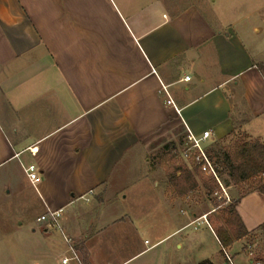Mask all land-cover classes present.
Wrapping results in <instances>:
<instances>
[{"label": "crops", "instance_id": "0c3cea01", "mask_svg": "<svg viewBox=\"0 0 264 264\" xmlns=\"http://www.w3.org/2000/svg\"><path fill=\"white\" fill-rule=\"evenodd\" d=\"M262 56L264 26L222 23L189 0H0V223L15 246L6 264H63L70 248L78 260L66 264H230L224 253L264 264L257 186L230 191L247 234L227 247L216 237L224 220H214L227 206L175 216L157 181L146 183L159 196L149 217L107 213L158 141L180 159L188 133L209 131L206 150L235 132L264 146ZM29 165L41 176L34 187ZM24 189L41 209L26 225L13 195ZM50 210H61L62 233L37 221ZM129 229L139 244L125 253Z\"/></svg>", "mask_w": 264, "mask_h": 264}, {"label": "rangeland", "instance_id": "374dc122", "mask_svg": "<svg viewBox=\"0 0 264 264\" xmlns=\"http://www.w3.org/2000/svg\"><path fill=\"white\" fill-rule=\"evenodd\" d=\"M192 2L197 3L203 11L209 16V18H213L214 15H217L218 18L222 21V23H233L238 22L240 25L242 24H252L255 27H262L264 26V22L259 18L261 14V8H264V0H189ZM258 10L259 13L257 12ZM245 16H247V21L245 20ZM264 59V56H262ZM264 68V66H262ZM243 137L241 136L240 132H235L231 137H229L226 141L221 143L220 147L222 149H229L233 147V145L242 140ZM244 140V139H243ZM185 145L182 146V149L185 148ZM178 148L175 151H171L169 146H166V143L163 141H158L157 143L152 144L149 147L145 157L146 161L142 160L141 165L143 166L141 170L137 169L138 171L133 174L132 177L127 179V186L124 188L119 194L117 195V200L120 202V206L112 207L111 211L107 213H115L116 211H122L124 214L128 216L135 217H142L148 216L153 214L154 211L159 210V207H154L159 202V196L167 195L171 204L173 203V214L175 216H179L180 214L184 216H190L191 211H202L204 210L203 207L205 203L210 201L213 207L221 205L224 201V194L220 190L218 184L217 187L211 193H206L205 190L202 188L201 183L202 180H207L210 178L199 171H194V165L191 164L190 161L183 162L182 159L178 156ZM181 150V148H180ZM134 167H138L134 165ZM146 169L153 170L152 174H147L142 178L140 174L143 173ZM177 168H185L192 173L193 179L197 183V187L191 191L185 192L180 194L177 188H175V184L181 183V178L179 176L180 171H177ZM223 183V180L228 181L226 176H222L220 178ZM157 181L162 189L159 190V196L153 189H149L146 187L147 184H152L153 182ZM261 183V179L258 177L248 180L246 182L247 186L237 184L234 186L231 184L229 190L225 189L230 202H226L221 206H229L233 204V199H231V190L236 192V194L244 193L249 189L257 186ZM167 185V186H166ZM14 205H17V201H22L20 211H16L17 208L14 207L15 211L18 213L23 212L21 214L23 216V225H26V221L29 219L34 218L35 216L39 215L41 212L40 206L34 200V195H31L29 190H21L18 192H14ZM33 196V197H32ZM221 196V198H220ZM184 201V202H182ZM177 202V203H176ZM159 205V204H158ZM178 205V206H177ZM6 205L4 206V208ZM179 209L182 213H179ZM207 209V208H206ZM115 211V212H114ZM222 219L224 220L223 213L218 211L214 214V220L222 225ZM128 224V223H127ZM126 224V225H127ZM16 226V224H14ZM193 228L189 229L188 231L192 230ZM162 231V232H161ZM159 233H163L164 230L161 229ZM130 234L127 235L125 239V253L130 252L134 247L138 246V237H135L134 231L129 229ZM10 236V229L5 227L3 223H0V264H6L8 259L6 249L9 250V245L13 241L9 238ZM146 239L149 241L150 236L148 231L143 232V236H141L140 244H142L143 240ZM205 246H207L210 250H216L215 243L212 239L205 238ZM12 247H15L14 245ZM261 248L264 250V240H260V244L255 247V251ZM12 255V254H11ZM180 257V255H179ZM17 259V256H15ZM20 263V261H19Z\"/></svg>", "mask_w": 264, "mask_h": 264}, {"label": "trees", "instance_id": "16d2710c", "mask_svg": "<svg viewBox=\"0 0 264 264\" xmlns=\"http://www.w3.org/2000/svg\"><path fill=\"white\" fill-rule=\"evenodd\" d=\"M208 157L215 165L216 174L219 180L222 176H226L228 181L223 180L221 184L224 186L240 184L246 180L264 176V146L257 141L246 142L243 139L236 142L229 149H222L219 144H213L206 150ZM180 171L181 183L175 184V188L180 194L191 191L197 187L196 181L192 177V173L185 168H177ZM198 171L194 167V171ZM202 188L206 193H211L217 187L216 181L210 177L202 180ZM260 192H264V183L257 185ZM226 218L224 225L228 229L220 228L216 231V237L222 247L229 246L233 240L244 237L245 231L239 217L237 216L234 205L225 208ZM197 264H213L209 260H203Z\"/></svg>", "mask_w": 264, "mask_h": 264}, {"label": "built area", "instance_id": "2783aa9c", "mask_svg": "<svg viewBox=\"0 0 264 264\" xmlns=\"http://www.w3.org/2000/svg\"><path fill=\"white\" fill-rule=\"evenodd\" d=\"M186 79H188V77H186ZM163 90L165 91V88H163ZM165 94L167 97L166 104L171 105L175 109L173 101L171 100L170 96L168 95L166 91H165ZM209 137H210L209 131L203 132L199 137H196L192 135L191 133H188L186 145H185V148L181 150L180 157L182 158V160L190 161L191 164H193L200 173L206 176L212 177L216 181L220 190L224 194V198H223L224 201L222 202V204H224L226 202H230V199L227 193L225 192L224 187L220 184L219 179L216 174L215 165L208 157L206 148L203 146L204 142L207 141ZM31 154L34 155V152L31 151ZM23 171H24L26 179L33 187L40 182L41 176L39 174L38 169L35 166L29 165L25 167ZM221 205H218V206H221ZM60 212L61 210L47 211L46 214L38 217L37 221L46 222L48 226L56 228L62 233V230L58 224V217L60 215ZM205 217H206L205 215L202 216L203 220L205 219ZM205 223L207 226H209L206 220H205ZM64 240L67 243L70 242L68 238L64 237ZM70 251L72 254L71 258H63L62 260L63 264H66L70 260H75V261L78 260L76 254L71 248H70ZM224 254H225L227 262L231 264L229 257L226 255V253ZM256 264H259V263H256Z\"/></svg>", "mask_w": 264, "mask_h": 264}]
</instances>
